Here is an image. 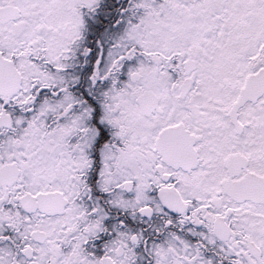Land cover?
Segmentation results:
<instances>
[{"label": "snow or ice", "instance_id": "1", "mask_svg": "<svg viewBox=\"0 0 264 264\" xmlns=\"http://www.w3.org/2000/svg\"><path fill=\"white\" fill-rule=\"evenodd\" d=\"M0 264H264V0H0Z\"/></svg>", "mask_w": 264, "mask_h": 264}]
</instances>
